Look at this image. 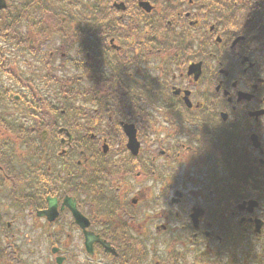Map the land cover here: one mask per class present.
<instances>
[{"label":"flooded vegetation","instance_id":"flooded-vegetation-1","mask_svg":"<svg viewBox=\"0 0 264 264\" xmlns=\"http://www.w3.org/2000/svg\"><path fill=\"white\" fill-rule=\"evenodd\" d=\"M0 264H264V0H0Z\"/></svg>","mask_w":264,"mask_h":264},{"label":"rangeland","instance_id":"rangeland-1","mask_svg":"<svg viewBox=\"0 0 264 264\" xmlns=\"http://www.w3.org/2000/svg\"><path fill=\"white\" fill-rule=\"evenodd\" d=\"M18 55H21V54H18ZM27 58L28 57H26L25 59H27ZM26 63H27V61H26ZM33 68L37 69V72L34 74L36 77L33 79L32 85L36 89H38L42 94L47 93V96H49V97L54 96V101L57 102L56 96L61 97V94H59L58 86L53 84V83H48L46 81L40 80V76L44 73V71H42V69H40V66L38 64L34 65ZM20 69L24 70V72H29V70H30V68L28 67V64L27 65L23 64L20 67ZM38 70H39V72H38ZM26 76H29V75H26ZM3 82H6V81H3ZM5 86L13 87L15 90H18L20 85L15 86L13 84L6 83ZM74 102H75V106H79L80 104L85 105V103L82 102V99L75 100ZM140 102L143 106L146 107L147 105H149L151 103V100L146 99V101H140ZM55 106L59 109H62V104H60V103H57V105H55ZM89 107H90L89 105H85L86 110H90Z\"/></svg>","mask_w":264,"mask_h":264}]
</instances>
